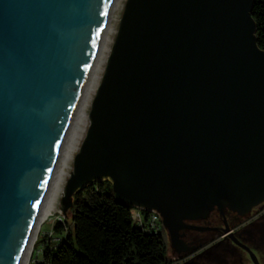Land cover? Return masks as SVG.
<instances>
[{"label":"water","instance_id":"1","mask_svg":"<svg viewBox=\"0 0 264 264\" xmlns=\"http://www.w3.org/2000/svg\"><path fill=\"white\" fill-rule=\"evenodd\" d=\"M115 0H0V264H23ZM251 0H124L59 199L184 221L264 201V50Z\"/></svg>","mask_w":264,"mask_h":264},{"label":"trees","instance_id":"2","mask_svg":"<svg viewBox=\"0 0 264 264\" xmlns=\"http://www.w3.org/2000/svg\"><path fill=\"white\" fill-rule=\"evenodd\" d=\"M250 16L264 50V0H251ZM132 210L115 201L108 180L92 181L72 195L69 220L53 222L58 238L30 264H170L161 227L150 232L137 226Z\"/></svg>","mask_w":264,"mask_h":264},{"label":"flooded vegetation","instance_id":"3","mask_svg":"<svg viewBox=\"0 0 264 264\" xmlns=\"http://www.w3.org/2000/svg\"><path fill=\"white\" fill-rule=\"evenodd\" d=\"M156 216L170 264H264V201L242 213L212 210L202 220H185L173 245Z\"/></svg>","mask_w":264,"mask_h":264},{"label":"rangeland","instance_id":"4","mask_svg":"<svg viewBox=\"0 0 264 264\" xmlns=\"http://www.w3.org/2000/svg\"><path fill=\"white\" fill-rule=\"evenodd\" d=\"M123 2H124V0H116L115 5H114V7L110 13V17H109V21H108V28L109 29L106 32L105 39L103 42V44H104L103 52L104 53H102L101 60L99 62L98 68L96 70V75H95V78L92 82V87H91V89H89L88 95H86V100H85V103H84L83 108H82L83 112L85 113V116L82 118V121L79 123V127L76 128L77 136L75 137V140H73V142H72V147H73V145H75L76 147H73V148L71 147L72 149L70 152V157L66 161V166L64 169V175H63V179L61 182L62 187L64 185L67 174L70 171L72 156L78 147V144L81 140V136H82L84 129H85L86 113H87L88 108H89V102H90V99L93 95L94 88H95V86L99 80L100 75H101L102 68L104 66V60H105V57L107 55L109 46H110L111 41L113 39V36H114V32H115V29L117 26L118 17L120 15ZM61 192H62V190H60V192L58 193L57 198L55 200L54 212L51 215H49L47 218H45V220L42 221L37 228L34 240H33L32 245H31V249H30L28 257H27V263L26 264H30L32 261L38 260L40 258L42 249L45 247V245L54 243V241H56V239L58 238V236H56L54 233L51 232V226H52L53 222L55 220H58L60 222H61V220H66V221L69 220V209L66 210L64 216L61 214L60 209H59V199L61 196ZM167 255L169 256L170 254H167ZM169 258L172 259V256H169Z\"/></svg>","mask_w":264,"mask_h":264},{"label":"bare ground","instance_id":"5","mask_svg":"<svg viewBox=\"0 0 264 264\" xmlns=\"http://www.w3.org/2000/svg\"><path fill=\"white\" fill-rule=\"evenodd\" d=\"M115 2H116V0H115ZM114 5H115V3H114ZM108 29L109 28L107 25L104 29L103 34H102L100 44L97 47L96 54L94 57V61L91 64L90 73H89L88 78L86 80L81 98L79 100V104H78L76 112L74 114V118L72 119L70 129L67 132L66 138L64 140L60 154H59L58 159L56 161L54 170L52 172L50 181L48 183L45 195L43 197L41 208H40V211L38 214V219L36 220L33 235H32V238L30 240L28 250L26 253V257H25L23 264L27 263V257H28L29 251L31 249V245H32V242L34 240V237H35V234H36V231H37L39 224L42 221H44L45 218H47L49 215H51L54 212L55 200H56L57 195L60 192V190H62L61 182H62L63 175H64V169L66 166V161L70 157L71 149L73 147H76L75 145H73V147H72V142H73V140H75V137L77 136L76 128L79 127V123L82 121V118L85 116V113L83 112L82 108H83V105H84L85 100H86V95H88V91L92 87V82L95 78L96 70H97L99 62L101 60L102 53H104L103 52V47H104L103 42H104L105 35H106V32L108 31Z\"/></svg>","mask_w":264,"mask_h":264},{"label":"built area","instance_id":"6","mask_svg":"<svg viewBox=\"0 0 264 264\" xmlns=\"http://www.w3.org/2000/svg\"><path fill=\"white\" fill-rule=\"evenodd\" d=\"M130 216L134 224L146 231L155 232L159 227L156 213L153 211L143 214L142 211L133 208L130 211Z\"/></svg>","mask_w":264,"mask_h":264}]
</instances>
